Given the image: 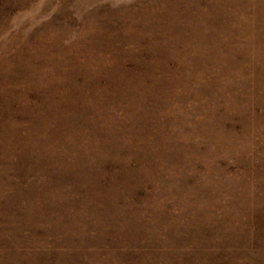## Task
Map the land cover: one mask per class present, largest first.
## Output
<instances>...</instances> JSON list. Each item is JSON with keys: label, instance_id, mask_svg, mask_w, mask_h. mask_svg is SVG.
I'll use <instances>...</instances> for the list:
<instances>
[{"label": "rangeland", "instance_id": "374dc122", "mask_svg": "<svg viewBox=\"0 0 264 264\" xmlns=\"http://www.w3.org/2000/svg\"><path fill=\"white\" fill-rule=\"evenodd\" d=\"M0 264H264V0H0Z\"/></svg>", "mask_w": 264, "mask_h": 264}]
</instances>
